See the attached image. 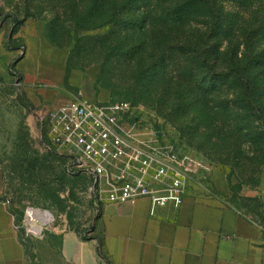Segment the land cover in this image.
I'll list each match as a JSON object with an SVG mask.
<instances>
[{
  "label": "rangeland",
  "instance_id": "374dc122",
  "mask_svg": "<svg viewBox=\"0 0 264 264\" xmlns=\"http://www.w3.org/2000/svg\"><path fill=\"white\" fill-rule=\"evenodd\" d=\"M26 4V0H0V25L12 27L14 19L22 20ZM30 9L31 16L20 28L36 29L68 58L66 78L57 84L27 86L16 74L0 77V200L19 220L28 264H71L60 254L61 232L74 229L89 234L99 214V202L89 189L91 179L64 172L63 156L45 147L42 123L48 111L88 92L92 100H126L139 132L174 146L189 164L186 191L221 200L264 224V162L254 168L243 154L234 157V152L226 158L202 148L199 137L192 142V136L160 109L158 98L150 97L151 86L155 85L153 92L164 88L160 83L164 74H171L172 63L161 61L159 54H150L142 44L131 47L142 38L140 29H123L120 24L80 28L60 0L35 3ZM31 162H37L34 170ZM28 208L41 215L28 213L29 230L23 225Z\"/></svg>",
  "mask_w": 264,
  "mask_h": 264
},
{
  "label": "trees",
  "instance_id": "16d2710c",
  "mask_svg": "<svg viewBox=\"0 0 264 264\" xmlns=\"http://www.w3.org/2000/svg\"><path fill=\"white\" fill-rule=\"evenodd\" d=\"M44 1L26 0V15L14 19L12 32L31 16V6ZM60 2L80 28L120 24L123 29H140L143 36L131 47L142 44L150 54H159L161 61L172 63L171 74H164L160 83L164 88L153 92L155 85L151 86L150 97L158 98L160 109L192 136V142L199 137L202 148L226 158L234 152V157L243 154L254 168L263 164L264 0ZM80 4L85 5L79 9ZM147 34L157 38L147 39ZM9 71L21 77L14 63ZM115 100L123 99L107 101ZM36 165L31 162V169ZM64 172L68 174L65 166ZM80 233L84 239L95 236Z\"/></svg>",
  "mask_w": 264,
  "mask_h": 264
},
{
  "label": "crops",
  "instance_id": "0c3cea01",
  "mask_svg": "<svg viewBox=\"0 0 264 264\" xmlns=\"http://www.w3.org/2000/svg\"><path fill=\"white\" fill-rule=\"evenodd\" d=\"M15 41L22 45H16ZM67 58L66 52L54 48L29 25L15 33L12 27L0 25V77L11 74L9 67L14 63L27 86L57 84L66 77ZM83 97L92 99L93 95L88 92ZM92 227L89 234L95 236L89 239L74 229L61 232L59 248L64 261L264 264V224L230 204L200 197L191 189L180 204L168 201L154 209L147 197L133 202H101ZM0 264H28L19 220L3 200H0Z\"/></svg>",
  "mask_w": 264,
  "mask_h": 264
},
{
  "label": "built area",
  "instance_id": "2783aa9c",
  "mask_svg": "<svg viewBox=\"0 0 264 264\" xmlns=\"http://www.w3.org/2000/svg\"><path fill=\"white\" fill-rule=\"evenodd\" d=\"M131 116L124 100L82 97L64 102L42 118L45 147L63 156L69 175L91 179L89 189L99 203L147 197L152 209L168 201L180 204L189 180L188 162L173 145L146 138ZM26 215L23 225L28 229V210Z\"/></svg>",
  "mask_w": 264,
  "mask_h": 264
},
{
  "label": "bare ground",
  "instance_id": "6f19581e",
  "mask_svg": "<svg viewBox=\"0 0 264 264\" xmlns=\"http://www.w3.org/2000/svg\"><path fill=\"white\" fill-rule=\"evenodd\" d=\"M28 213L36 218H40L41 216L40 213L36 209H30Z\"/></svg>",
  "mask_w": 264,
  "mask_h": 264
},
{
  "label": "water",
  "instance_id": "95a60500",
  "mask_svg": "<svg viewBox=\"0 0 264 264\" xmlns=\"http://www.w3.org/2000/svg\"><path fill=\"white\" fill-rule=\"evenodd\" d=\"M94 228L92 227V230H93Z\"/></svg>",
  "mask_w": 264,
  "mask_h": 264
}]
</instances>
